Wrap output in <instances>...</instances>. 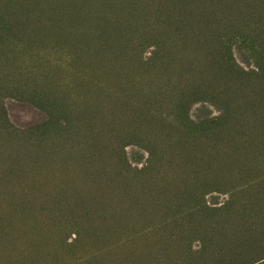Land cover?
Returning <instances> with one entry per match:
<instances>
[{"label": "rangeland", "instance_id": "rangeland-1", "mask_svg": "<svg viewBox=\"0 0 264 264\" xmlns=\"http://www.w3.org/2000/svg\"><path fill=\"white\" fill-rule=\"evenodd\" d=\"M0 264H264V0H0Z\"/></svg>", "mask_w": 264, "mask_h": 264}, {"label": "bare ground", "instance_id": "bare-ground-1", "mask_svg": "<svg viewBox=\"0 0 264 264\" xmlns=\"http://www.w3.org/2000/svg\"><path fill=\"white\" fill-rule=\"evenodd\" d=\"M68 1V0H67ZM42 2H44V1H42ZM60 2V1H59ZM92 2V1H91ZM51 3V2H50ZM60 3H63V2H60ZM67 3V2H66ZM90 2H88V4H89ZM97 3H99V2H97ZM134 3V2H133ZM32 4V3H31ZM48 4H49V2H48ZM47 4V5H48ZM55 5H56V3H54ZM58 4V3H57ZM64 4V3H63ZM74 4H77L76 2L74 3ZM114 4V3H113ZM65 5V4H64ZM58 6H59V4H58ZM64 7V6H63ZM69 7V6H68ZM130 7V6H129ZM13 8V7H12ZM43 8V7H42ZM57 8V7H56ZM72 8V7H71ZM127 8V7H126ZM37 9V8H36ZM124 9V8H123ZM130 9V8H129ZM48 10H50V9H48ZM55 10V9H54ZM80 10H81V8H80ZM89 10V9H88ZM111 10H112V8H111ZM64 11V10H63ZM76 11V10H75ZM74 11V12H75ZM92 11H95L94 9L92 10ZM70 12V11H69ZM59 13V12H58ZM83 13H85V12H83ZM82 13V14H83ZM54 15V14H53ZM69 15V13L67 14V16ZM73 15V14H72ZM75 15V14H74ZM81 15V14H80ZM22 16V15H21ZM19 17V16H18ZM54 17V16H53ZM63 17V16H62ZM69 17V16H68ZM58 18V16L56 17V19ZM55 19V18H54ZM17 20V19H16ZM74 21V20H73ZM58 22H61L59 19H58ZM64 23V22H63ZM66 23H69V22H67L66 21ZM70 23H71V21H70ZM74 23V22H73ZM82 23V22H81ZM84 23H85V21H84ZM72 24V23H71ZM66 25V24H65ZM70 25V24H69ZM73 25V24H72ZM71 27V26H70ZM69 27V28H70ZM78 27V26H77ZM79 28V27H78ZM68 29V28H67ZM71 29V28H70Z\"/></svg>", "mask_w": 264, "mask_h": 264}]
</instances>
